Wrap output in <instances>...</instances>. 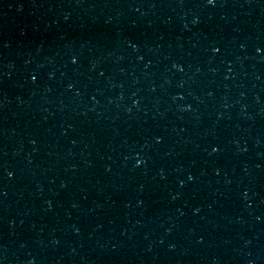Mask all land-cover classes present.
Here are the masks:
<instances>
[{"label": "water", "instance_id": "water-1", "mask_svg": "<svg viewBox=\"0 0 264 264\" xmlns=\"http://www.w3.org/2000/svg\"><path fill=\"white\" fill-rule=\"evenodd\" d=\"M30 262L264 264V0H0V264Z\"/></svg>", "mask_w": 264, "mask_h": 264}, {"label": "snow or ice", "instance_id": "snow-or-ice-1", "mask_svg": "<svg viewBox=\"0 0 264 264\" xmlns=\"http://www.w3.org/2000/svg\"><path fill=\"white\" fill-rule=\"evenodd\" d=\"M205 2L208 6H212L214 4V0H205ZM213 51H215V49H213ZM213 151H215V149H213Z\"/></svg>", "mask_w": 264, "mask_h": 264}, {"label": "clouds", "instance_id": "clouds-1", "mask_svg": "<svg viewBox=\"0 0 264 264\" xmlns=\"http://www.w3.org/2000/svg\"><path fill=\"white\" fill-rule=\"evenodd\" d=\"M137 163H139V161H137ZM30 264H31V262H30Z\"/></svg>", "mask_w": 264, "mask_h": 264}]
</instances>
